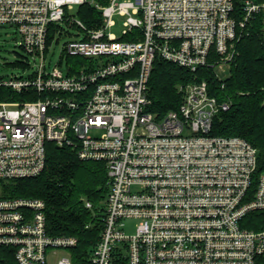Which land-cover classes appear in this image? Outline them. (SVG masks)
Segmentation results:
<instances>
[{
	"label": "built area",
	"instance_id": "1",
	"mask_svg": "<svg viewBox=\"0 0 264 264\" xmlns=\"http://www.w3.org/2000/svg\"><path fill=\"white\" fill-rule=\"evenodd\" d=\"M86 3L101 12V28L67 17ZM116 15L125 18L120 39L108 33ZM255 19L264 31V0H241L238 10L235 0H0V26L16 29L27 57L23 73L0 77L8 91L0 101V182L41 175L49 142L72 146L81 160L104 162L108 177L101 238L85 264H264V230L242 225L264 211L258 149L212 135L230 102L195 79L179 86L177 109L149 111L157 58L195 78L202 68L220 76ZM63 21L84 37L68 41L50 69L49 46L61 33L50 30ZM69 57L84 60L77 74L62 70ZM127 220L137 221L133 234ZM77 245L48 233L43 200L0 196V264H76L70 253L57 256Z\"/></svg>",
	"mask_w": 264,
	"mask_h": 264
},
{
	"label": "trees",
	"instance_id": "2",
	"mask_svg": "<svg viewBox=\"0 0 264 264\" xmlns=\"http://www.w3.org/2000/svg\"><path fill=\"white\" fill-rule=\"evenodd\" d=\"M95 1L101 6L110 2ZM235 6L238 10L241 0H235ZM78 14L89 29L103 26L102 14L95 6L83 4ZM59 30L52 26L50 32L54 34ZM132 36L124 39L133 41ZM80 60L84 62L82 58H68L69 74H77ZM196 77L184 68L157 58L149 82V111L162 117L177 109L183 99L179 86L195 79L206 80L212 96L220 102H230V109L216 116L212 135L236 136L250 142L258 149V173L264 172V31L261 21L255 19L245 28L237 42L228 77L220 79L212 68L200 69ZM7 92V89L0 91V101L8 99ZM107 181L104 162L81 160L72 146L49 142L43 173L36 178L7 181L3 184V196L43 200L48 233L54 237L77 238L78 245L70 253L74 263L85 264L101 238ZM87 203H91L92 208H88ZM242 225L249 230H264V211L248 214ZM114 264L127 263L124 259H116Z\"/></svg>",
	"mask_w": 264,
	"mask_h": 264
},
{
	"label": "rangeland",
	"instance_id": "3",
	"mask_svg": "<svg viewBox=\"0 0 264 264\" xmlns=\"http://www.w3.org/2000/svg\"><path fill=\"white\" fill-rule=\"evenodd\" d=\"M79 9L80 6H75L73 9L67 10V17L70 21H75L79 19ZM115 25L108 29V33L114 35L116 38L120 39L123 37V33L125 31L124 21L125 18L120 15H116L114 17ZM72 22H60L56 27H59L61 33H56V38L51 46H49V51L47 54V64L50 65V69L57 67L60 65L61 55L63 52V48L66 43L72 39H82L83 33H81L77 27L73 26ZM101 28V27H100ZM77 34V37L74 35ZM60 35V36H59ZM133 40H135L134 36H132ZM59 39V40H58ZM18 36L16 33V29L11 26H0V77L8 78L12 75H17L19 73H23V65L26 62V55L23 50L19 47L18 44ZM59 41V42H58ZM128 41V40H127ZM82 60L79 61L81 63ZM79 65V64H78ZM62 70L67 73L68 71V63L65 60L62 63ZM229 72L228 69H224L220 71V76L222 78L228 77ZM30 99L29 97H23L20 100ZM7 182V181H6ZM6 182H0V196L5 195L3 192V184ZM126 224L128 226L127 232L134 233L135 226L137 221L135 220H127ZM70 253L69 250L59 249L58 250V258H62L64 256H68ZM71 254V253H70ZM56 260V259H55Z\"/></svg>",
	"mask_w": 264,
	"mask_h": 264
},
{
	"label": "crops",
	"instance_id": "4",
	"mask_svg": "<svg viewBox=\"0 0 264 264\" xmlns=\"http://www.w3.org/2000/svg\"><path fill=\"white\" fill-rule=\"evenodd\" d=\"M75 37H77V34L76 35H74ZM76 39V38H75Z\"/></svg>",
	"mask_w": 264,
	"mask_h": 264
}]
</instances>
